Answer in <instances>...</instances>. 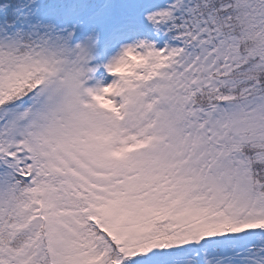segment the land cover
<instances>
[{"label":"snow or ice","instance_id":"snow-or-ice-1","mask_svg":"<svg viewBox=\"0 0 264 264\" xmlns=\"http://www.w3.org/2000/svg\"><path fill=\"white\" fill-rule=\"evenodd\" d=\"M0 264H264V0H0Z\"/></svg>","mask_w":264,"mask_h":264}]
</instances>
